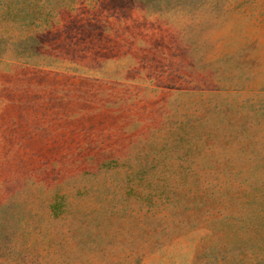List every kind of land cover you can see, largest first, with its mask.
I'll return each instance as SVG.
<instances>
[{
    "label": "rangeland",
    "instance_id": "1",
    "mask_svg": "<svg viewBox=\"0 0 264 264\" xmlns=\"http://www.w3.org/2000/svg\"><path fill=\"white\" fill-rule=\"evenodd\" d=\"M0 264H264V0H0Z\"/></svg>",
    "mask_w": 264,
    "mask_h": 264
}]
</instances>
